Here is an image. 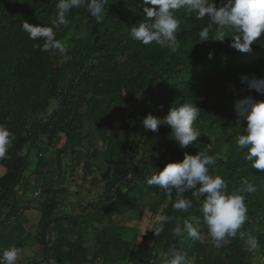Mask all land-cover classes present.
<instances>
[{
  "label": "trees",
  "instance_id": "obj_1",
  "mask_svg": "<svg viewBox=\"0 0 264 264\" xmlns=\"http://www.w3.org/2000/svg\"><path fill=\"white\" fill-rule=\"evenodd\" d=\"M57 3L0 0V123H6L16 137L7 158L0 160L6 168L0 176V217L3 209H14L16 187L29 183L42 188L44 197L41 255L50 253L62 264H162V257L172 247L186 253L194 264H255L256 258L264 256V172L244 159L246 149L238 148L237 139L244 134L247 121L241 119L237 124L235 102L249 96L264 100V95L241 81L243 76L264 78V34L250 52L230 46L234 30H226L225 39L219 41L215 25L210 40L201 42L198 33L212 24L211 18L196 19L180 9L175 13L180 21L179 47L173 52L155 42L144 45L129 38L130 27L143 18V8L151 5H145L144 0H107L102 22L90 15L86 5L70 11L67 26L56 30L66 55L42 52L37 45L44 41L29 39L22 24L26 20L51 26ZM224 3L226 0H216L217 8ZM53 102L57 105L48 114ZM182 103H195L201 109L194 123L201 136L184 149L171 136L170 126L161 125L153 132L142 125L149 113L164 118ZM61 137L65 142L56 149L55 140ZM145 145L150 149L142 152ZM51 150H55L52 163L57 170L62 158L71 157L73 170L68 178L75 174L72 157L81 150H90L84 155L86 165L93 159L107 165L103 192L96 201L82 205L78 213L57 215L61 203L57 193L63 188L43 187L49 170L45 158ZM21 151L25 152L22 157L18 155ZM200 151L215 157L209 174L220 175L227 192L238 190L245 180L256 187L254 193L246 194V223L221 247L204 242L203 198L197 200L191 191L184 193L193 207L181 212L173 208L175 191L169 196L141 180L149 170L154 173L169 162H181L185 153ZM222 152L224 157L219 155ZM152 154L156 158L147 160ZM88 182L92 188L99 181ZM152 192L160 196L150 205L152 213L160 208L161 215L173 219L159 236L153 232L158 224L153 226L145 235V241H150L136 251L133 240H127L111 220L114 215L132 214L146 193ZM191 216L201 221L202 241L186 233L184 237L172 235L177 223L182 226ZM64 220L67 226L61 225L56 238L47 240L51 225ZM249 234L258 240L253 251L246 244ZM91 241L95 250L88 252L86 246ZM41 261L38 258L33 264Z\"/></svg>",
  "mask_w": 264,
  "mask_h": 264
},
{
  "label": "clouds",
  "instance_id": "obj_2",
  "mask_svg": "<svg viewBox=\"0 0 264 264\" xmlns=\"http://www.w3.org/2000/svg\"><path fill=\"white\" fill-rule=\"evenodd\" d=\"M107 0H58L57 15L51 26L33 25L28 21L22 24V29L29 34L31 40H43L37 45L42 52L56 51L61 55L67 54L64 43L56 38V30L67 26V16L73 8L86 5L90 15L97 22L105 18ZM143 18L130 27L129 38L144 45L153 42L161 48L176 51L179 47L177 31L180 21L175 13L185 9L196 19L211 18L212 24L205 26L198 33L200 41L210 40V30L215 25L219 32V41L226 37L225 31L234 30V41L231 47L241 52H250L252 45L264 34V0H226L222 7L217 8L216 0H144ZM211 55V54H210ZM250 89H255L264 95V78L241 77ZM237 124L246 120L244 134L239 135V149H246L245 160L252 162V167L264 172V100L244 97L235 102ZM201 109L195 103H182L172 107L169 113L160 118L151 113L142 120L145 130L158 132L161 125L171 128V136L181 149L187 148L201 136L198 128L194 127ZM15 134L6 123H0V160L7 158L9 147L15 140ZM24 156L25 152L18 153ZM215 164V157L198 152L196 155L185 153L181 162H169L162 170L146 178L149 187L158 186L169 196L176 192L177 199L173 204L175 210L188 212L193 207V201L184 196L191 191L197 200L203 198L202 224L207 228V236L221 247L228 238H235L247 221L246 194L254 193L256 187L245 180L243 186L231 193L226 191L225 180L220 175H210L209 166ZM158 225L154 229L156 236L164 232L165 224L173 218L158 215ZM185 233L194 240L202 241L201 221L196 216L183 220L182 226L177 223L172 230L175 237H184ZM243 237V233H240ZM246 244L250 251L257 249V237L249 234ZM23 250L16 245L0 248V264H18ZM54 264V262H53ZM162 264H194V260L186 253L170 248L162 257Z\"/></svg>",
  "mask_w": 264,
  "mask_h": 264
},
{
  "label": "crops",
  "instance_id": "obj_3",
  "mask_svg": "<svg viewBox=\"0 0 264 264\" xmlns=\"http://www.w3.org/2000/svg\"><path fill=\"white\" fill-rule=\"evenodd\" d=\"M5 172L6 168L0 165V176L4 175ZM75 182L77 183V180H75ZM45 186L46 189L57 188L58 190V188H63L62 191L57 193L58 199L61 202L59 208L56 210L57 215L78 213L82 205L89 201H96L99 193L103 192L102 189H96V185L91 188L89 184L87 189H84L80 184L78 186L79 191H73L71 189V194H68L70 191L69 188H64L60 181L54 182L51 185H45L43 181V187ZM16 189L17 192L15 197L17 203L14 209L11 211L10 208H6L1 212L0 248H6L9 245L20 247L23 252L18 264H33L38 258H42V261L37 264H53V262L54 264H61L60 261L51 256L50 253H48L47 256L41 255L43 250V237L40 226L43 211L41 202L44 200V197H41L42 188L35 189L33 184L26 183L17 186ZM1 198L2 191L0 190V199ZM61 225L67 226V220L62 221L58 225L52 224L46 236L47 240L56 238ZM120 226L121 225H119V227ZM143 239H145V236ZM93 244L92 241L87 243L88 252L95 250ZM93 264L103 263L98 261Z\"/></svg>",
  "mask_w": 264,
  "mask_h": 264
},
{
  "label": "rangeland",
  "instance_id": "obj_4",
  "mask_svg": "<svg viewBox=\"0 0 264 264\" xmlns=\"http://www.w3.org/2000/svg\"><path fill=\"white\" fill-rule=\"evenodd\" d=\"M57 105V102H53L52 105L48 108V114L52 111V109ZM44 117H47L44 116ZM62 136V135H61ZM56 149H59L62 147V145L65 142V137H61V139H56ZM90 141V140H89ZM90 149V148H89ZM149 146L145 145L142 147V152L143 151H149ZM54 151L55 150H51L50 155H48L45 158V161L52 164H49L48 166L46 165V167H49L46 179L44 180V184L45 185H51L54 182H58L60 181L62 183V186L66 189L69 188V192L68 194H71V189L73 191H79L78 186L81 184V186L83 185L84 189H87L89 186L88 184H90L88 181L94 180L95 178L99 181L98 184H96V189H104V177L106 174V169H107V165L105 162H103V160L100 159H93V162L90 165H86V157H84V155L86 153H89L90 150H81V154H76L75 156L72 157L74 164H75V174L74 177L72 178H68L67 176H69V172H71L73 170V164L72 161L70 160L71 157H65L62 158L60 160V166L58 167L59 169H56V163H55V167L53 166L54 163ZM100 151V149H99ZM97 152L98 157H100V152ZM221 157H224V152L219 154ZM70 157V158H69ZM155 155L152 154L151 157H147V160H154ZM95 160V161H94ZM53 162V163H52ZM100 167H102L101 169H99ZM64 168V169H63ZM71 170V171H70ZM86 170H88V176L87 178H85V174H86ZM65 171V172H63ZM28 173V172H27ZM64 173L66 174V176H64ZM153 174V170H149L148 174L146 173V175L141 176V180L143 181L144 184L146 183V178L151 176ZM76 178V179H75ZM75 180H77V183L75 182ZM88 180V181H86ZM58 184V183H57ZM79 184V185H78ZM93 186V185H92ZM95 186V185H94ZM94 188V189H95ZM97 192V190H96ZM175 192L173 191L172 194H174ZM147 195L143 198V201L140 203V206L136 207L135 210L133 211L132 214L128 215L126 214H121V215H114L112 217L111 222L114 223V225H116V227L118 225L120 226V229H122L123 235L124 237L129 240L132 241L133 240V244H135L136 247V251H139L141 248H143L144 244L149 242L150 240L147 238V242L145 241L146 239H143L144 236L147 234V232L149 230L152 229L153 226H156L159 222L157 221V216L161 215V211L160 208L158 209V211L153 214L150 208V205H152L153 203H155V201H157L160 196L157 193H146ZM69 200V199H68ZM164 207L165 204H162ZM149 240V241H148ZM228 241H230V239H227L225 241V243H227ZM204 242H208V244L212 245V247H216L215 244L211 241V239L207 236L204 235ZM87 247V246H86ZM66 250V248H64ZM90 257V256H89ZM90 263V261H88ZM254 262V259H253ZM60 263L62 264V261H60ZM112 264V263H110ZM255 264H264V256H262L260 259L256 258L255 260Z\"/></svg>",
  "mask_w": 264,
  "mask_h": 264
}]
</instances>
